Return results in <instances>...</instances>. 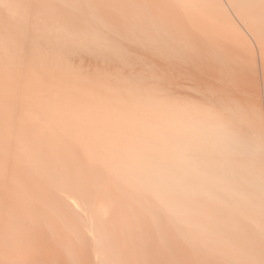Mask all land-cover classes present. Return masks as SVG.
Segmentation results:
<instances>
[{
    "label": "bare ground",
    "instance_id": "obj_1",
    "mask_svg": "<svg viewBox=\"0 0 264 264\" xmlns=\"http://www.w3.org/2000/svg\"><path fill=\"white\" fill-rule=\"evenodd\" d=\"M0 264H264V0H0Z\"/></svg>",
    "mask_w": 264,
    "mask_h": 264
}]
</instances>
